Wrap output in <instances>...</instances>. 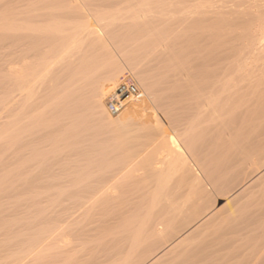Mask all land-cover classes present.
Here are the masks:
<instances>
[{"label": "bare ground", "instance_id": "obj_1", "mask_svg": "<svg viewBox=\"0 0 264 264\" xmlns=\"http://www.w3.org/2000/svg\"><path fill=\"white\" fill-rule=\"evenodd\" d=\"M104 1L107 0H0L1 51L10 50V55L14 56L10 60L11 56L8 58L4 55L10 61L5 60L3 71L12 77L18 97L31 99L37 83L48 81L50 83L54 77L58 80L61 76L60 78H64L61 83L49 86L50 88L45 87L58 92H55L58 96L50 102L47 112L55 117L52 126L60 128L64 133L60 134H67L73 123H78L79 118L83 119L80 123L83 126L88 123L87 119L92 118L95 121L93 126L95 125L100 133L106 131L102 137L108 133V138L105 137L107 140L111 139L109 137L111 134L119 138L116 139L120 141L118 145L123 146L117 148L120 147L122 153V148L126 145L138 150L130 157L117 160L115 163L114 157L118 156L120 148L117 153L114 149L113 153L109 150L111 147L106 148L112 142H107L103 138L108 144L103 147L115 155L112 156L115 164L105 166H103L105 163L99 164L96 160V157L100 158L98 155L91 158L95 157L93 161L91 159L87 161L89 158L86 157L87 162L83 161L84 164L75 166L78 167L76 174L78 173L81 179L77 178L79 184L76 185L77 188L74 187L75 190L68 189L72 191L70 195L72 194L73 201L74 197L79 200L74 201L76 202L74 204L72 199V202L68 199L74 205L68 208L65 216L59 211L63 216L61 218L57 212L60 221L53 220L59 223L56 222L58 225L55 226L63 223L66 224L64 228H67L82 216L83 220L87 219L88 215L84 213L89 210L92 214L96 211L97 217L88 216V225L72 230L74 232L68 228L69 231L66 232L70 234L71 231L70 236L75 240L74 243L77 241L83 243L78 245L77 242L76 246H72V240H64L67 239L65 237L59 246L63 252H57L58 254L54 256L61 255L59 257L65 260L61 258V264H264V252L254 253L252 256L251 252L248 259L245 253V256L239 258L240 261L235 259L236 257L238 259L239 253L234 254L236 244L239 243V239L235 240L234 237L236 238L238 233L241 234L239 231L249 230L258 221L262 223L261 220H264V0H118L114 6L120 7L100 12L98 9L105 3ZM103 8L106 6L102 7V10ZM83 10H87V13L85 14ZM74 12L78 13L76 15L78 19L77 17L75 19L78 22L72 18L75 15L72 16L71 13ZM66 14L68 19L72 16L69 22L74 25L63 22L62 18ZM79 16L82 21H79ZM119 20L123 23L119 24L120 28L115 31V27L111 25ZM128 26L141 27L142 31L146 28L150 34L148 33V36H141L143 33L140 36L138 33V36L121 34L122 36L108 37L105 36L106 33L104 35V30L108 27L112 28L108 29L109 32L112 30L108 32L111 34L120 33V29L125 33ZM46 36L73 37L64 45L50 48ZM105 38L107 41L109 39L114 41L109 47L115 46L112 50L116 52L119 50L120 53H130L136 49L134 51L139 54L133 53L138 57L141 56L142 49H146L150 61L146 62L148 58L144 56L146 63L143 61L136 65L134 63H138L136 62L138 58L135 57L136 61L133 60L132 53L133 63L129 62L128 65L135 66L131 67L132 71L127 67L131 71L130 75L124 72L118 62L113 64L114 67H110L111 69L108 63V69L104 68L106 66L104 64L102 65L104 70H97L98 72L95 70V73H91L90 69L88 73L83 71L86 68L84 65L85 68L81 69L83 72H80L79 68H82L85 62L80 63V67L77 68L82 58L79 55L84 52L81 47L83 42L90 39L99 42L101 47L107 42ZM88 45H91L90 42ZM103 46L102 48L105 47ZM138 49L142 50L141 53L137 52ZM93 60L95 61V58ZM127 61L129 60H126V63ZM134 79L140 88L134 92L130 90L128 99L123 102L117 92L127 87ZM80 89L82 93L87 91L81 94L85 96L84 98L74 95L75 91L78 92ZM70 92L73 96H70ZM45 95L44 97H48ZM107 97L117 103L119 112L116 115H112L106 108ZM84 112L90 113L86 116ZM51 115L48 116L51 118ZM22 127L24 129V126ZM35 128L38 131V128ZM134 131H139L140 134L129 140L128 137ZM48 133L45 134L53 135ZM83 136H80L82 138L75 136V139H84ZM98 138L102 141L101 137ZM27 141L30 143V140ZM84 141L83 145L88 140ZM100 141L99 143H102ZM14 145L17 146V143ZM59 145L56 147L57 151L53 150L54 154L52 152L54 158L58 156L55 152L58 153ZM78 145L82 147V144ZM78 145L75 148L77 147V151H80L78 153L82 154L81 150H78ZM96 145L98 144L94 147ZM132 147L128 149L132 151ZM109 152L107 155H110ZM66 153L63 152L64 155ZM105 154L103 159L106 161L107 157L111 158L113 155L105 157ZM44 159L46 163L50 162L46 157ZM69 159L71 163V157ZM77 164H80L78 160ZM60 168L63 169V166ZM60 168L59 170L63 171ZM64 169L66 170V167ZM246 174L252 177L245 180L250 179L248 182L237 191L231 194L228 192V196L223 195L224 197L213 203L215 198L212 200V197L215 195L212 192L225 193L223 189L226 186L241 176L244 178ZM147 178L152 179V183ZM146 179L150 182H147L148 185H151L144 194V185L142 184L141 188L139 186L142 182L146 183ZM62 181L64 182L63 179ZM127 181L131 187L133 186V190L130 191L132 195L138 196L132 198L127 190L125 193H128L131 199L124 197L128 200L124 201L122 197L123 201L118 202L123 196L122 191L125 190L123 188L126 187ZM123 183L125 186H122L121 191L120 186ZM65 186L67 184L64 188ZM231 188L234 190V187ZM251 199L253 203L255 202L253 199L260 200V204H253L255 205L253 211L249 210L251 204H248L250 206L248 210L245 204L247 200L250 203ZM65 204L67 206V202H64V206ZM234 213L239 215L235 216ZM240 214V220H236ZM231 215L235 217V221L229 220ZM57 218L55 216V219ZM53 221L49 223L54 224ZM261 223L258 222L256 226H260ZM260 228L263 229L264 226ZM64 231L62 228L61 232ZM249 232L248 237L254 230ZM208 233L218 235L208 238ZM240 240L244 241L241 238ZM259 240L262 243V240ZM47 242L46 247L52 248L50 240ZM53 242L56 244L55 240ZM39 245L41 244H37L36 247ZM237 245L239 248L242 246ZM258 249L254 248L255 251ZM262 249L264 250L263 246ZM44 250L46 252V249ZM64 253L67 255L66 259L63 257ZM43 255L45 254L39 257ZM51 256L52 254L42 257V264H49ZM234 259L238 262H232Z\"/></svg>", "mask_w": 264, "mask_h": 264}, {"label": "rangeland", "instance_id": "obj_2", "mask_svg": "<svg viewBox=\"0 0 264 264\" xmlns=\"http://www.w3.org/2000/svg\"><path fill=\"white\" fill-rule=\"evenodd\" d=\"M108 1V2H107ZM107 1H104L105 3H102V6H101V8H99L98 10H100V12H104L105 10L107 11V10H109L110 11V9H112V7H113V9H117V7L119 6L120 7V5H118L117 7L116 6H114L115 4H116V2L118 1V0H107ZM115 1V2H114ZM107 2V3H106ZM118 4V3H117ZM104 5V6H103ZM106 6V8H103L104 10H102V7H105ZM108 7H109V9H108ZM84 8V7H83ZM84 12H85V14L87 13V10L85 11V10H83ZM72 14V16L73 15H75V16H70V19H71V17L74 19V21H77L78 22V20H75L76 19V15L78 14V13H71ZM68 15L66 14V15H64V17L62 18V20H63V22H66V23H68V24H70V19H68V17H67ZM81 17L79 16V21L81 20L80 19ZM68 19V20H67ZM77 19H78V17H77ZM70 21V22H69ZM73 21V20H72ZM74 21L72 22V23H74ZM82 21V20H81ZM93 21V20H92ZM120 21V20H119ZM116 21L114 24H112L111 26L115 29V31L117 30V28H120L119 26V24H121V23H123V21ZM126 22L128 23V21L126 20ZM125 21H124V23H126ZM76 23V22H75ZM118 24V25H117ZM71 26L72 25H74V24H70ZM116 25V26H115ZM110 26V27H111ZM110 27H108L107 29H105L104 31V35H105V33H106V35L105 36H122V35H124V34H126L127 36H132V34H133V36H134V34H135V36H138V34H139V36L141 35V36H148L149 34H150V32H147V31H149V30H147L146 28H144V30L142 31V29H141V27H135L134 28V26H131L132 28H130V26H128V27H126V28H128V29H132V31H130V30H128V29H123V31L125 30V33L124 32H122V30L120 29V33L119 32H114L115 33V35H114V33H111V34H108V32H109V30L110 29H112V28H110ZM103 29V28H102ZM109 29V30H108ZM147 31H146V30ZM106 30H107V32H106ZM119 30V29H118ZM139 30H140V32H139ZM110 32H112V30L110 31ZM109 32V33H110ZM128 32V33H127ZM129 32H130V34H129ZM134 32V33H133ZM118 33V34H117ZM138 33V34H137ZM145 33V34H144ZM149 33V34H148ZM120 34V35H119ZM122 34V35H121ZM103 35V36H104ZM125 35V36H126ZM73 36H69L68 38H67V36H59V37H57V36H50V38L51 39H54L55 38V40H51L49 37H47L46 36V38L47 39H49V46H50V48H53V47H56V46H60V45H64L67 41H70L69 39H71ZM61 38V39H60ZM64 38V39H63ZM64 40V41H63ZM105 40L107 41V39L105 38ZM112 40V39H111ZM63 41V42H62ZM87 41V42H86ZM90 42V44L91 45H88L89 44V42ZM104 41V40H103ZM111 44H110V43ZM85 44V47H84V44ZM82 44L83 45H81V47L83 48L82 50L84 51V52H82L83 54H81L80 53V57H82L81 58V60H79V61H81V62H79L78 64H79V66H77V68H79L80 67V63L82 64V62H84L82 65V68L80 67L79 68V70H81V69H83V68H85V69H83V71H86L87 73H88V70L89 71H91V73H95L94 71L96 70H104V68H106V69H108V65H107V63L109 64V69H111L110 67H114L113 66V64H117V62H118V65L120 64V66H121V68L124 70V72H126L127 73V75L129 74H131L130 72L133 70V66H135V65H133L132 64V66L131 65H128V63L130 62V63H133L132 61L133 60H135L136 61V59H135V57H137L136 55H138L139 53H137L136 54V52L134 51V50H136V49H134L133 50V52H135V54L133 53V52H122V53H120V51L119 50H117V49H114V50H117V52L116 51H113L112 49L113 48H115V46H111L112 48H110L109 46L110 45H113V43H114V41L112 40V41H110V39L107 41V42H105V44H102V46L104 47V48H102V46L101 47H99V42H93L92 40H90V39H87V40H85L84 42H83ZM88 43V44H87ZM104 43V42H103ZM55 44V45H54ZM59 44V45H58ZM87 44V45H86ZM93 44V45H92ZM95 44H97L96 46H95ZM107 44V45H106ZM54 45V46H53ZM80 47V48H81ZM3 50L4 49H2V51H1V37H0V52L2 53L3 52ZM48 50V49H47ZM143 50V51H142ZM142 50H139L138 49V51L137 52H140L141 53V51H142V53H141V56H138L137 58H138V60L136 61V62H138V63H134V64H141V62H145V57L146 58H148L147 56H150V55H148V51L146 50V49H142ZM5 51L7 52V53H5ZM10 50H4V54L2 53V55H1V53H0V67H1V69H0V71H1V73L3 74H0V177H1V181H0V264H3V263H5V264H34V262H35V264H42V262H43V259H42V257L44 258L45 256L47 257V255H51L52 254V256L49 258V261H50V263L49 264H61V258L62 257H59V256H61V255H58L57 257H55L56 256V254H58L57 252H63V250H62V248H59V246H60V244H61V242L62 241H64V240H69L70 241V239L72 240V246H76L77 245V242L76 243H74L75 242V240H73V238H72V236H70V234H71V231L72 230H78V229H81V228H83V227H85V226H87L88 225V223H89V219H88V216L89 217H91L92 215L94 216H92V218H96L97 216V214L95 213L96 211H94L93 212V214H92V212H91V210H89L88 212L86 211V213H84V215H86L85 217L88 219H84L83 220V216H82V218H79V220H77L76 222H74L73 224L71 223H69L70 225H68V227L66 228H64V226H66V224H63V223H61V225H59V226H61V227H59V226H55V224H56V222L57 221H53V220H58L59 219V216H60V218L61 217H63V216H65L66 215V211L68 210V208H71V206H73L76 202H74V201H78L79 199H77L76 197H74V201H73V199L71 198L72 197V194L70 195V193H72V191L73 190H75V186L76 185H78L79 183H78V181H77V178H78V180H80L81 178H79L78 177V173L76 174V172L78 171H76V169L78 168V167H76L75 168V166L76 165H81V164H84L83 163V161H86V157H87V161H89L93 156H98V157H100V158H98L97 159V157H96V160H98V162H99V164H103V163H105L103 166H105L106 164H115V163H117L118 161H120V160H123L124 158H126V157H130L131 155H133L135 152H137L138 150H137V148H133L132 146H124V148H122V150H123V153H122V151H121V148H120V152L119 153H122V154H120L119 155V153H117L118 151H119V148H117V146H123V145H118L119 143H120V141L119 140H116V139H119V138H116L115 136L113 137V134H111V136H109V137H111V139H109V140H107V138H108V133H106L107 135L105 136V137H107V138H105V137H102V136H104V134H105V132L104 131H101V133H100V130L94 125L93 126V124L95 123V121L94 120H92V118H89V119H87V121L86 122H88L85 126H83L82 124H80V123H82V118H79L78 120L79 121H77L78 123H73V126H71L70 127V130L69 131H67L68 133H70V134H66L65 133V135H66V137H65V135H62V134H64L63 133V131H61V129L60 128H58V127H56L55 125L54 126H52L53 124H52V121H53V123H54V121H55V117L53 118L52 116L53 115H51L50 114V112L48 113L47 111H49V104H50V102L52 101L53 102V100H55V98L58 96V92L57 91H52L51 89L49 90L48 88H50L49 86H54V85H57L58 83H61V81L64 79H62V78H60L61 76H59V78H58V80H57V77H54L53 79H52V81L49 83V81H48V83L46 82V83H42V82H39V83H37V85H36V88H35V90H34V96L35 97H37V99L33 96L31 99H25V97H18V95H17V92L15 91L16 89H14L15 88V86H14V84H13V80H12V77H10V75L9 76H7L6 75V72L5 71H3L5 68H4V66H5V60H8V58H9V56H11L10 55V52H9ZM42 51V53L41 54H43L44 52H43V49L41 50ZM101 51V52H100ZM119 51V52H118ZM132 51V50H131ZM118 53H120V54H118ZM132 53H133V56H132V58H133V60H132V58H131V55H132ZM118 54V55H117ZM124 54V55H123ZM128 54H130L129 56H128ZM6 57H8L7 59L5 58V56ZM115 55V56H114ZM120 55V56H119ZM125 55H127V57H130L131 59H127V57H124ZM4 57V58H2V57ZM78 56V57H79ZM102 56H104L105 58L103 59V57ZM119 57V58H117V57ZM145 56V57H144ZM12 57V58H11ZM10 57V60L11 59H13L14 58V56L12 55ZM108 57V58H107ZM116 57V58H115ZM123 57H124V59H123ZM2 58V59H1ZM95 58V61L93 60ZM121 58V59H120ZM150 58V57H149ZM146 59L147 61L146 62H149L150 61V59ZM10 60H8V61H10ZM120 60H123L122 62H120ZM126 60H129V61H127V63H126ZM131 60V61H130ZM140 60V61H139ZM149 60V61H148ZM86 61H87V63H86ZM95 63H94V62ZM96 61H97V63H96ZM112 61V62H111ZM93 62V63H92ZM99 62V63H98ZM125 64H124V63ZM145 62V63H146ZM5 63V64H4ZM101 63H103V64H101ZM124 65H123V64ZM145 63H143V64H145ZM95 64V65H94ZM106 65L104 68L102 67V65ZM84 65H85V67H84ZM92 66V67H91ZM102 67V69H101V67ZM89 67V68H88ZM127 67H130V69H131V71L129 70V68H127ZM131 67H133V68H131ZM92 69H93V72H92ZM105 69V70H106ZM55 71H57V69L55 70ZM82 70L80 71V72H83ZM85 72V73H86ZM98 72V71H97ZM96 72V73H97ZM8 73V72H7ZM90 73V72H89ZM113 74V73H112ZM116 74V73H115ZM6 75V76H5ZM62 77H64L63 75H62ZM92 77H93V75H92ZM7 78V79H6ZM11 78V79H10ZM66 79V78H65ZM9 82H10V84H9ZM12 83V84H11ZM56 83V84H55ZM52 84V85H51ZM138 83H137V81H136V79H134V81L133 82H131V83H129L128 85H127V87H125V88H121L118 92H117V95L119 96V97H121L122 99H128V95H129V93H130V90L131 91H137V89L138 88H140L138 85H137ZM5 85V87H3ZM39 85V86H38ZM48 85V86H47ZM10 87V89H8ZM45 87H48L47 89L49 90H47ZM5 88V89H4ZM39 88V89H38ZM42 89V90H41ZM46 89V90H45ZM7 90V91H6ZM13 90V91H12ZM45 90V91H44ZM81 90V89H80ZM80 90H78V92L77 91H75V94L74 95H76V96H79V97H81V98H84L85 96L84 95H81V94H85V93H87V91H85V90H83V92L85 91V93H82V90L80 91ZM15 91V92H14ZM37 91V92H36ZM41 91H44V93H41ZM50 91H52V92H50ZM55 92H57V93H55ZM17 95H15V94ZM37 95H36V94ZM45 93H47L46 95L48 96V97H44V95H45ZM39 94V95H38ZM41 94H43V95H41ZM69 93H67V95H68ZM45 95V96H46ZM43 96V97H42ZM70 96H73V93L72 92H70ZM70 96L68 95V97H69V99H71L70 98ZM39 97H42V98H40L39 99ZM15 98V99H14ZM73 98V97H72ZM42 99V100H41ZM46 99H48L47 101H46ZM110 97H107L106 98V102H105V105H106V108L108 109V103H109V101H110ZM16 100V101H15ZM32 101V102H31ZM48 101H49V103H48ZM30 102V103H29ZM28 103V104H27ZM42 104V105H41ZM53 105H56V104H53ZM43 108V109H42ZM48 109V110H47ZM41 110V111H40ZM40 111V112H39ZM109 111V110H108ZM110 112V111H109ZM156 112V111H155ZM87 113L89 114L90 112H84L83 114L84 115H86L87 116ZM45 114H47V115H45ZM48 115H51V118H50V116H48ZM39 117V118H38ZM113 117H115V116H113ZM36 118V120L35 121H40V122H38V123H36L35 121H34V119ZM38 118V119H37ZM47 119V120H46ZM11 122H10V121ZM31 120V121H30ZM106 120V119H105ZM104 120V121H105ZM19 121V122H18ZM26 121H27V123H26ZM51 121V122H50ZM81 121V122H80ZM91 121H92V123H91ZM19 124H18V123ZM25 122V123H24ZM42 122V123H41ZM21 123V124H20ZM24 123V124H23ZM32 123V124H31ZM34 123V124H33ZM50 123H51V126H49L50 125ZM27 124V125H26ZM45 124V125H44ZM19 125V126H18ZM26 125V126H25ZM43 125V126H42ZM78 125L80 126V127H78ZM88 125V126H87ZM22 126H24V129H22L23 127ZM45 126V127H44ZM90 126V127H89ZM22 127V128H21ZM35 127H37L38 128V131H37V129L35 128ZM44 127V128H43ZM78 127V128H77ZM89 127V128H88ZM92 127V128H91ZM14 128V129H13ZM26 128V129H25ZM81 128H83V130H79V129H81ZM92 129V130H90L89 131V129ZM96 128L98 129V130H96ZM51 130V131H48V130ZM59 129V130H58ZM75 129V131H78V133L80 134H78V133H76L75 131H73ZM87 131V132H85V130ZM93 129H94V131H93ZM13 130V131H12ZM36 130V131H35ZM11 131V132H10ZM53 131V132H52ZM56 131V132H55ZM57 131H60V132H57ZM91 131H92V134H91ZM98 131V132H97ZM22 132V133H21ZM28 132V133H27ZM32 132V133H31ZM40 132V133H39ZM47 132H49L48 134H52L53 133V135H46L45 133H47ZM88 132H89V134H88ZM104 132V133H103ZM14 133H15V135H14ZM31 133V134H30ZM38 133V134H37ZM59 133V134H58ZM60 133H62V134H60ZM100 133V134H99ZM10 134V135H9ZM21 134H22V136H21ZM36 134V135H35ZM75 134V135H74ZM83 134H85V136H83ZM91 134V135H90ZM140 134V132L139 131H134L133 132V134L131 135V136H129L128 137V139L130 140L131 139V137L133 138V137H135V136H138ZM25 135V136H24ZM35 137H34V136ZM59 135H62L61 137L59 136ZM68 135H71L70 137L68 136ZM90 135V136H89ZM97 135V136H96ZM99 135H101V136H99ZM15 136V137H14ZM41 136H42V138H41ZM43 136H45V138L43 137ZM63 136H64V138H63ZM75 136H78V137H80V136H83V138L84 139H78L77 137V140L75 139ZM87 136H89V137H87ZM40 137V138H39ZM74 137V138H73ZM97 137H101V139H102V141H100V139L98 138L97 139ZM29 138V139H28ZM35 138V139H34ZM80 138H82V137H80ZM103 138H105L106 139V141L107 142H112V144L111 143H109V146L108 147H106V145L105 144H107V143H105L106 141H105V139H103ZM20 139V140H19ZM26 139V140H25ZM40 139H42V140H40ZM65 139V140H64ZM72 139H75V140H72ZM113 139H115V140H113ZM12 140V141H11ZM21 140H23V141H21ZM27 140H30V143H29V141H27ZM83 140H85L84 142H86L87 140V142L86 143H84V145H83ZM95 140V141H94ZM100 142H104V144H102V143H99V141ZM37 141V142H36ZM115 141V142H114ZM61 142V143H60ZM81 142V143H80ZM117 142V143H116ZM17 143V146L16 145H14V144H16ZM27 143L28 144H30V145H27ZM72 143V144H71ZM114 143H116V146H115V144ZM3 144H5V145H3ZM22 144V145H21ZM58 144H60L59 145V147L62 149L64 146L63 145H67L66 147H64L65 149L63 150H60V148H59V150H58V153H62V154H56V152H55V155H58V156H55L56 158H54L53 157V154H54V152H53V150L54 151H57L56 149H58V148H56V147H58ZM69 144V145H68ZM78 145V144H82V147H79L80 145H78V150H81V152H82V154L80 153H78V152H80V151H77V147L75 148V146L76 145ZM95 144H98V145H96L95 147H94V145ZM56 145V146H55ZM72 145V146H71ZM93 145V146H92ZM105 145V147L106 148H109V147H111V149L109 148V150H111L113 153L115 152V151H113L114 149H116V153H117V155L118 156H116V157H114L115 155L113 154V153H110L109 152V150H108V152L110 153V155L111 154H113V155H107V151H106V148L105 147H103ZM108 145V144H107ZM17 147V150H16V147ZM23 146H26L25 148L23 147ZM63 146V147H62ZM69 146H71V148H69ZM91 146V147H90ZM99 146V148H97ZM102 147V150H101V147ZM209 146V145H208ZM208 146H207V148H208ZM75 148V151H73L74 150V148ZM92 147H94L93 149L95 150V152H94V150L93 149H91ZM133 148V150L134 149H136V151L134 150H132L131 151V149L129 150L128 148ZM23 148V149H22ZM55 148V149H54ZM81 148V149H80ZM87 148H89V149H91V150H88ZM105 148V149H104ZM126 148L129 150V152H127L128 150H126ZM204 148L206 149V144L204 145ZM26 149V150H25ZM72 150V151H71ZM99 150H101V151H99ZM104 150V151H103ZM125 150V151H124ZM11 151H12V155L13 156H17L18 158H12L13 156L11 155ZM26 151V152H25ZM34 151H35V153H36V151H37V153H39V154H35L34 153ZM59 151H61V152H59ZM68 151H69V156L71 157V163H69L70 162V157L68 156ZM77 151V152H76ZM87 151H89L88 153H86ZM52 152H53V154H52ZM63 152L64 153H66L65 155L63 154ZM93 152V153H92ZM102 152H104V154H105V157H107V156H110L111 158H112V156L114 157V158H116L114 161H115V163L113 162V158L111 159V158H108L107 157V161L109 162V163H106L107 161L106 160H104L103 159V157H104V154H102ZM14 153V154H13ZM22 153H24L25 154V156H24V154H22ZM96 154V153H99V154H96V155H92V154ZM130 155H129V154ZM35 154V155H34ZM75 156H74V155ZM92 156H91V155ZM11 155V156H10ZM19 155H20V157H19ZM23 155V156H22ZM44 155V156H43ZM62 156V155H64V156H62V157H60V156ZM79 155V157L80 156H82V158L80 157H77V156ZM88 155H90V156H88ZM103 155V156H102ZM107 155V156H106ZM49 158H48V157ZM69 158H68V157ZM102 156V157H101ZM122 156V157H121ZM35 157H43L42 159H43V162H42V159H38V158H36L35 159ZM47 158V161H52L51 163L50 162H45L46 160L44 159V158ZM52 157V158H51ZM66 157V158H65ZM74 157V158H73ZM76 157V158H75ZM52 160H51V159ZM69 160H68V159ZM78 158V159H77ZM85 158V159H84ZM17 159H20V160H17ZM38 159V160H37ZM79 161V163L80 164H77V160ZM80 159V160H79ZM93 159H95V157L93 158ZM93 159H91V161H93ZM100 159V160H99ZM45 160V161H44ZM65 160V161H64ZM68 160V161H67ZM76 160V161H75ZM110 160H112V161H110ZM118 160V161H117ZM86 161V162H87ZM46 164H45V163ZM60 162V163H59ZM101 162V163H100ZM43 163V164H42ZM68 163H69V165H68ZM74 163H76V164H74ZM64 164H65V166H64ZM67 164V165H66ZM71 164H72V166H71ZM37 165H39L38 167H37ZM57 165V166H56ZM61 165L63 166V169L62 168H60L61 167ZM68 166H70V168H68ZM61 169V170H63V171H60L59 170V168ZM64 167H66V170L64 169ZM54 168H58V169H54ZM73 168V169H72ZM75 169V170H74ZM56 170V171H55ZM73 170V171H72ZM58 171H60V172H58ZM65 171L67 172V173H65ZM74 171H75V173H74ZM35 172H37V173H35ZM41 172H42V174H41ZM50 172V173H49ZM62 172H63V174H62ZM31 173V174H30ZM72 173V174H71ZM39 174H41V175H39ZM60 174V175H59ZM62 174V175H61ZM249 174V173H248ZM31 175H33V176H31ZM35 175H37V176H35ZM64 175V176H63ZM70 175H71V177H70ZM75 175H77V176H75ZM40 176V177H39ZM44 176V177H43ZM60 176H61V178H60ZM66 176H68L67 178H66ZM251 175H244V178L241 176V177H239V179H237V180H234V182H232L231 184H229V186H226L223 190H225V191H223V192H225V193H221L220 191H215V192H212V194L213 195H215L214 197H212V200H213V198H215L214 200H213V203H216L219 199H220V197L222 198V196L223 195H226V196H228V192H229V194H231V193H233L234 191H237V189H240L241 187H242V185H244V183H246V182H248V181H245L246 179H248V178H252V177H250ZM49 177V178H48ZM42 178H44V179H42ZM66 178V179H65ZM241 178H243V179H241ZM62 179L64 180V182L62 181ZM148 179V178H147ZM147 179H146V183L145 182H142L141 183V186H139L140 188L142 187V184L145 186L146 185V187H144L143 186V188H144V191L145 190H147V188L148 189H150V185L151 184H149L148 185V183H150V182H148L147 181ZM37 180V181H36ZM148 180H150L151 181V183H152V179H148ZM244 180V181H243ZM63 182V183H60V182ZM34 182H38V183H35L34 184ZM69 182H71L70 183V185H68L69 184ZM74 182V183H73ZM148 182V183H147ZM30 183V184H29ZM127 184H125V183H123L120 187H121V191H122V186H125L126 185V187L128 188V189H126V187L125 188H123V190L124 191H122L123 192V196H121L119 199H118V202L119 201H123V199H124V197H126V198H128L129 197V195H128V193H125V191H127V192H130V191H132L133 189H132V187H131V185H129L128 184V181L126 182ZM32 184V185H31ZM37 184V185H36ZM39 184V185H38ZM43 184V185H42ZM45 184V185H44ZM67 184V186H65V188H64V185H66ZM74 184V185H73ZM125 184V185H124ZM236 186H235V185ZM73 185V186H72ZM129 185V186H128ZM231 185H234V186H231ZM4 188H3V187ZM62 186H63V188H62ZM238 186V187H237ZM119 187V188H120ZM231 187H234V190H233V188H231ZM61 188H62V191H61ZM67 188V189H66ZM68 188H70V190H72L71 192H70V190L68 189ZM72 188V189H71ZM76 188H77V186H76ZM146 188V189H145ZM232 190H231V189ZM236 188V189H235ZM10 189H12V190H10ZM134 189H135V187H134ZM226 189H228V190H226ZM64 190H65V192H64ZM231 190V191H230ZM120 191V193H122ZM143 191V193L144 194H146L147 192H148V190H147V192L145 191L144 192ZM61 192H63V193H61ZM67 192H69L68 193V195H66L67 194ZM134 193V192H133ZM65 195V197H64V195ZM127 194V196H125ZM129 194H131L132 195V192H130ZM219 194V195H218ZM121 195V194H120ZM212 195V196H213ZM60 196H62V197H60ZM138 195H132L131 197L132 198H136ZM225 196V197H226ZM68 197V198H67ZM122 197H123V199H122ZM224 197V196H223ZM64 198H65V200H64ZM124 199V201H128L129 199H131L130 197L128 198V200L127 199ZM68 199L70 200V202H72V203H74V204H72V203H70L69 201H68ZM71 199H72V201H71ZM257 199V198H256ZM256 199H253V201H255L254 203L252 202V199H251V201H250V203H249V200H247V201H245V202H247V203H245V204H247L246 206H248V207H246V209L248 210V208H250V204H251V209H249L250 211H253L254 210V208H253V206H255L256 204H260V200H259V202H258V200H256ZM62 200L66 203L67 202V206H66V204H65V206H64V202H62ZM257 201V202H256ZM262 201V200H261ZM62 202V203H61ZM61 203V204H60ZM249 204V205H248ZM253 204H255V205H253ZM62 205V206H61ZM70 205V206H69ZM65 208H64V207ZM62 207V208H61ZM63 209V210H62ZM65 210V211H64ZM246 210V211H247ZM59 211H61L62 212V214H63V216H61L62 214L61 213H59ZM57 212L59 213L58 215H57ZM64 212V213H63ZM236 213V212H235ZM234 213V214H235ZM65 214V215H64ZM90 214V215H89ZM238 215H239V213H237ZM238 215H236L235 214V216H238ZM55 216L56 217H58L57 219H55ZM52 218V219H51ZM91 218V219H92ZM229 218V217H228ZM238 218V219H237ZM236 218V220H240V218H241V214H240V216L239 217H237ZM235 219V217L233 216V215H231V219H229V220H231V221H235L234 220ZM87 220V221H86ZM54 222V224L53 223H49V222ZM59 221H60V219H59ZM262 221V223L260 222V221H258L259 223H261V224H259L261 227H263L264 226V220L262 219L261 220ZM258 222L256 223L257 225H258ZM58 223V222H57ZM85 223V224H84ZM59 224V223H58ZM58 224H56V225H58ZM76 224V225H75ZM82 224H83V226H82ZM256 224L255 225H253L255 228H253V226H252V228L250 227L249 228V230H250V232H249V230L248 229H245V231H239L242 235H244V236H240L239 235V233L237 234L241 239H243L244 241H242V240H240V238L238 237V236H236V238L234 237V239L236 240L237 238L239 239L238 241H239V243L237 242V244H240L239 246H241L240 248L238 247V245L236 244V247H235V249H234V254L235 255H237L238 253V259H237V257L235 258L236 260H238V261H240L239 260V258L242 256L243 257V255L245 254L246 255V259H248L249 258V254L251 253V256L252 255H254V253H259V252H264V250L262 249V246L264 247V228L262 229V228H260V226H256ZM63 225V226H62ZM85 225V226H84ZM59 228V230L57 229V228ZM74 227H75V229H74ZM62 228H63V230L65 229V231H64V233H67L68 231H69V229L71 230L69 233L70 234H64V233H62L61 232V230H62ZM69 228V229H68ZM258 228V229H257ZM252 229V230H251ZM68 230V231H67ZM254 230V232H257V230H259L257 233H255V234H253V233H251V231H253ZM67 231V232H66ZM249 233H251V234H249L250 236L248 237V232ZM262 233H261V232ZM72 232H74V231H72ZM209 232H211V231H209ZM213 232V231H212ZM247 232V233H246ZM260 235H259V234ZM210 233H208V235H209ZM259 235V237H258V235ZM51 235V236H50ZM72 235V234H71ZM207 235V234H206ZM207 235V237L209 238V237H211L212 235L210 234L209 236ZM216 235H218L217 233H215V235H213L212 237H214V236H216ZM257 235V238L255 237ZM252 236H253V238H252ZM48 239H47V238ZM53 239H52V238ZM62 237V238H61ZM65 237H67V239L65 238ZM247 237V238H246ZM57 240H56V239ZM62 240H61V239ZM65 238V239H64ZM261 239L262 240V243H261V241L259 240V239ZM45 239V240H44ZM64 239V240H63ZM212 239V238H211ZM247 241H246V240ZM40 240L42 241V240H44V242H43V244H42V242H40ZM48 240H50V242L53 244V243H55V242H53L54 240L56 241V244H53V246H52V244H50L51 245V247L52 248H50L49 249V247H46V245H45V242H47ZM52 240V241H51ZM59 240V241H58ZM208 240V239H207ZM210 240V239H209ZM61 241V242H60ZM260 241V242H259ZM40 242V243H39ZM59 242V243H58ZM244 242V243H243ZM58 243V244H57ZM63 243V242H62ZM79 243V242H78ZM83 243V242H82ZM82 243L80 242L78 245H82ZM253 243V244H252ZM37 244H41V245H39L38 247H36L37 246ZM47 244H48V242H47ZM248 246H246V245ZM256 244V245H255ZM14 246V248L12 247V246ZM244 245H245V247H244ZM41 246H42V248H41ZM13 248V249H11V248ZM35 247V248H34ZM43 247H44V249H46V252H45V250L43 249ZM263 250H261L260 248ZM241 250V252H240V250ZM242 248V249H241ZM254 248H255V250H256V248L258 249L257 251H255L254 250ZM49 249V250H48ZM60 249V250H59ZM239 251H238V250ZM48 250V251H47ZM244 250V251H243ZM260 250V251H259ZM8 251V252H7ZM37 251H38V253H37ZM44 251V252H43ZM41 252V253H40ZM60 252V253H61ZM6 253H8V254H6ZM31 253V254H30ZM51 253V254H50ZM32 254H34V255H32ZM38 254V255H37ZM42 254H45V255H43L42 257H39V255H42ZM65 254V253H64ZM55 255V256H54ZM234 255V256H235ZM244 255V256H245ZM29 256H30V258H29ZM37 256V257H36ZM54 256V257H53ZM63 256V255H62ZM67 255L65 254L63 257H65V259L67 258L66 257ZM3 257H5V259L3 258ZM29 258V259H28ZM42 260H41V259ZM54 258H56V259H54ZM31 259H32V262H30L31 261ZM39 261H38V260ZM51 259V260H50ZM53 259V260H52ZM235 259L234 260H232V262H238V261H235ZM8 260V261H7ZM30 260V261H29ZM45 260V259H44ZM56 260V261H55ZM62 260H63V258H62ZM242 260H244L243 258H242ZM241 260V261H242ZM29 261V262H28ZM36 261H38V262H36ZM63 261H65V260H63ZM11 262V263H10ZM41 262V263H40ZM58 262V263H57ZM64 263V262H63ZM138 264V263H137ZM140 264V263H139Z\"/></svg>", "mask_w": 264, "mask_h": 264}, {"label": "built area", "instance_id": "obj_3", "mask_svg": "<svg viewBox=\"0 0 264 264\" xmlns=\"http://www.w3.org/2000/svg\"><path fill=\"white\" fill-rule=\"evenodd\" d=\"M121 98V97H120ZM122 99V98H121ZM127 99V98H126ZM122 101L124 102L125 99H122ZM108 110L110 111V113H112V115H116L119 112V109L117 107V103L114 102L112 99H110L109 103H108Z\"/></svg>", "mask_w": 264, "mask_h": 264}]
</instances>
